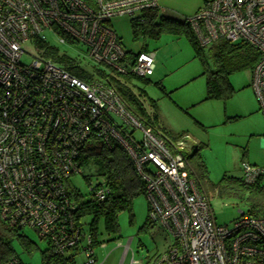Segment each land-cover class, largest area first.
<instances>
[{
  "label": "built area",
  "instance_id": "obj_1",
  "mask_svg": "<svg viewBox=\"0 0 264 264\" xmlns=\"http://www.w3.org/2000/svg\"><path fill=\"white\" fill-rule=\"evenodd\" d=\"M153 9L163 13L158 0H0V221L33 229L61 264H77L79 254L83 264H97L66 185L82 173L85 148L117 147L144 186L148 222L173 238L155 264H264V217L241 212L230 226L217 225L181 140L145 126L113 87L83 83L36 44L49 47V33L61 45H83L88 60L111 76L146 79L154 54L125 51L109 23ZM183 22L201 48L223 40L257 52L251 88L264 118V0H204ZM241 178L264 182V167L243 164ZM107 194L104 182L89 187L94 203ZM4 264L21 263L14 256Z\"/></svg>",
  "mask_w": 264,
  "mask_h": 264
},
{
  "label": "rangeland",
  "instance_id": "obj_2",
  "mask_svg": "<svg viewBox=\"0 0 264 264\" xmlns=\"http://www.w3.org/2000/svg\"><path fill=\"white\" fill-rule=\"evenodd\" d=\"M204 0H158L161 15L183 22L203 5ZM131 18H113L109 25L120 40L123 49L137 53L142 45L154 53L156 71L146 78L147 84L134 81L143 89L146 108L155 101L161 119L171 138L181 135L189 167L203 164L207 181L203 189L210 202L215 222L219 226H230L240 213L248 214L251 202L235 198H220L210 185L218 184L225 176L241 178L242 165L264 167V118L259 111L257 99L251 88L252 69H244L229 76L235 93L226 101L207 100L206 77L203 65L194 57V52L182 33H164L157 41H133ZM45 38L50 46L81 62L93 65L87 58L83 45H61L49 33ZM216 42L202 48L204 63L210 72L215 70L212 51ZM27 53L30 54V45ZM21 63L28 64L30 57L23 56ZM248 86V87H247ZM249 112V113H247ZM139 138V134H135ZM100 165L91 160L82 167V173L72 176L66 185L78 191L82 200L89 199V187L102 183ZM147 201L144 195L135 197L129 211L119 213V233L109 236L104 233L102 223L98 224V240L101 245L93 250L97 264H152L153 258L163 253L173 243V238L159 226L145 227ZM91 221L87 217L83 222ZM87 231V227H83ZM22 234L33 243L31 251L18 242H12L14 255L21 264H42L41 252L48 249L31 228H24ZM125 246L128 250L125 251ZM126 252V253H125ZM77 264L86 262L83 254L77 255Z\"/></svg>",
  "mask_w": 264,
  "mask_h": 264
},
{
  "label": "trees",
  "instance_id": "obj_3",
  "mask_svg": "<svg viewBox=\"0 0 264 264\" xmlns=\"http://www.w3.org/2000/svg\"><path fill=\"white\" fill-rule=\"evenodd\" d=\"M91 3V0H84ZM159 10H148L132 19L131 34L133 41H157L164 33H182L191 45L194 57L201 61L203 65V76L206 77L205 101L216 100L226 101L234 94V89L229 82V76L246 68L253 69L258 61L257 52L244 43L230 44L220 40L216 42L212 57L215 70L210 72L205 63L202 48L196 43L188 26L181 21L161 15ZM70 43V41H68ZM38 47L44 48L43 57L50 59L54 64L69 72L73 77L85 84L94 81L106 82L113 87L132 114L139 117L143 124L149 128H159L157 119V107L155 101H151L146 108L143 100L144 90L134 84V81L147 84V79L125 76H111L103 67L98 65H82L80 61L61 53L53 46H47L37 42ZM139 51H147L142 45ZM160 129V128H159ZM161 130V129H160ZM163 132V131H162ZM164 133V132H163ZM172 141H179L182 136L171 138L168 133H164ZM91 160L100 165L99 176L108 187V194L103 202L94 203L91 199L82 200V195L71 188H66L68 195L77 204L76 222L87 227V233L92 237L94 247L101 245L98 240V224L101 222L104 233L109 236H116L119 233L117 217L123 211L131 209L132 201L138 195H144V186L139 181L133 166L129 162L124 152L119 148L107 151L102 147L85 148L80 157V166L83 167ZM190 175H194L200 187L203 189V182L207 181L203 164H197L195 168H190ZM204 190V189H203ZM210 190L215 192L220 198H235L251 202L249 215L264 217V182L257 180L253 184H246L242 178L225 176L218 184L210 185ZM205 192V191H204ZM91 218L89 224L83 220ZM152 224L146 218L145 227ZM16 241L26 250L31 251L34 247L20 229H9L0 221V264H4L14 257L12 242ZM153 260L155 264V258ZM64 261V260H63ZM49 249L41 252V263L52 262L61 264Z\"/></svg>",
  "mask_w": 264,
  "mask_h": 264
},
{
  "label": "crops",
  "instance_id": "obj_4",
  "mask_svg": "<svg viewBox=\"0 0 264 264\" xmlns=\"http://www.w3.org/2000/svg\"><path fill=\"white\" fill-rule=\"evenodd\" d=\"M154 54V53H153ZM154 63H155V57H154ZM154 71H156V67L154 68ZM248 87V86H247ZM234 93H235V91H234ZM247 113H249V112H247ZM157 119H158V125H159V128L164 132V133H167V131H166V127H167V125L165 124V122L161 119V116H160V114H159V110H158V108H157ZM159 255V254H158ZM157 255V256H158ZM156 259V258H155ZM154 263V260L152 261V264Z\"/></svg>",
  "mask_w": 264,
  "mask_h": 264
}]
</instances>
